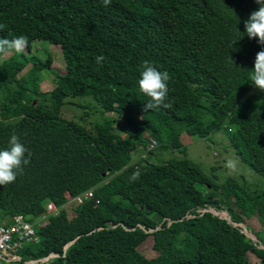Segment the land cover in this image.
Masks as SVG:
<instances>
[{
	"label": "trees",
	"instance_id": "16d2710c",
	"mask_svg": "<svg viewBox=\"0 0 264 264\" xmlns=\"http://www.w3.org/2000/svg\"><path fill=\"white\" fill-rule=\"evenodd\" d=\"M255 7L0 0V39L26 37L19 51L0 46V58L11 53L0 62V147L15 133L28 150L13 181L0 185V224L19 215L45 221L33 222L36 244L0 264H250L249 254L264 264L263 230L255 243L245 220L264 222V189L222 181L215 168L209 177L186 156L134 159L147 138L185 155L183 134L206 140L227 130L240 164L264 179V91L248 79L264 44L241 35ZM46 41L60 46L64 72L36 45ZM144 62L169 76L164 103L149 108L136 84ZM46 70L55 77L42 92ZM88 190L70 219L63 207ZM49 200L56 210L46 208ZM151 236L158 256L147 260L138 248Z\"/></svg>",
	"mask_w": 264,
	"mask_h": 264
},
{
	"label": "rangeland",
	"instance_id": "374dc122",
	"mask_svg": "<svg viewBox=\"0 0 264 264\" xmlns=\"http://www.w3.org/2000/svg\"><path fill=\"white\" fill-rule=\"evenodd\" d=\"M36 45H42V48L46 51L48 50L51 54V64L50 67L56 68L60 72H64V64L65 61L62 57L61 48L59 45L50 44L49 42H36ZM11 55L10 52L4 53L2 57L0 58V62L9 58ZM47 74L40 82V90L42 92L44 91H50L52 88V83L54 82L55 75L53 72H49L48 70L45 71ZM44 73V74H45ZM79 99V98H77ZM85 101V100H84ZM88 101V100H87ZM89 104L92 106H95L96 103L94 101H88ZM93 118H96L100 121L103 120L102 114L96 110L92 113ZM219 134V135H218ZM148 134H146L147 136ZM227 130L221 131L214 136H212L210 139L206 140H199L196 138L189 137L188 135L183 134L182 135V141L184 145L186 146L185 155L180 154L178 152H173L171 149L163 150L161 148L155 149L156 155H154L153 159H149L148 161L157 164L162 163L170 158H184L186 156L187 159H190L201 166L203 171L207 174V176L211 177L214 174L215 169H217L216 173L221 174L222 181H224L223 177H235L238 180L240 179L243 181L247 186H252L259 189H264V179L260 178L254 172H252L249 168L243 167L237 156L234 155L232 149L227 146L228 140H227ZM149 140V138H147ZM149 143H151V140H149ZM151 148V145H146V149H142L137 154L134 155V159L137 160L139 158L147 159L149 149ZM154 151V150H153ZM231 160L233 162V167L228 168L226 167V162ZM147 161H145L146 163ZM215 168V169H214ZM250 170V171H249ZM87 194H84V192L78 194L76 196V199L72 202L68 203L65 208L67 210L68 217L71 219L75 215V207L80 203H84L87 201V198H84V196ZM88 197V195H87ZM79 198L83 199V201L78 200ZM47 204H52V202L49 200L46 202ZM53 209L57 208L56 204H52ZM216 211V210H215ZM216 213H222L219 211H216ZM21 216V215H19ZM39 216V215H38ZM33 218L29 220L28 218H23V220L31 224L37 220V223L44 224L45 221L40 219L39 217ZM251 217V216H250ZM248 217V218H250ZM38 218V219H37ZM0 219H1V211H0ZM249 223V227L252 229V239L255 243H257V240L254 236V232L258 230H263L262 233H264V222L261 221V219L257 215H253L250 219H245ZM160 221V220H159ZM1 222V221H0ZM36 233V232H35ZM154 238L151 236L148 238V240L141 245L138 248V252L147 260H153V258H156L158 256V253L154 251ZM250 264H258V260L254 257V255L249 254L248 257ZM4 261V260H3ZM2 261V262H3ZM6 264V262H4ZM12 264H17L16 261H12Z\"/></svg>",
	"mask_w": 264,
	"mask_h": 264
},
{
	"label": "clouds",
	"instance_id": "9594fccd",
	"mask_svg": "<svg viewBox=\"0 0 264 264\" xmlns=\"http://www.w3.org/2000/svg\"><path fill=\"white\" fill-rule=\"evenodd\" d=\"M101 2L102 5H108L110 0H101ZM254 2L257 7L250 11L247 17L243 20V33L241 35L246 34L249 38L255 37L257 43L264 44V0H254ZM241 35H237L231 41V45L233 44V41ZM25 42L26 37L21 34L13 36L11 40L6 38L0 39V46L15 48L19 51ZM101 59V56L96 57L97 62ZM168 79L169 76L166 70L157 69L148 62L143 63L136 80L139 91L149 98L143 104V108H149L164 103V99L167 95L166 82ZM248 79L251 80V83L256 88L264 91V47H261L255 52ZM112 116L113 118H118L114 116L113 113ZM148 145H151V148L149 149L151 152H148L147 159H143L144 161H148L150 154H153L159 148V146L154 147L152 141L149 143V140ZM27 151V148L15 133L8 135L5 146L0 147V185L13 181L20 166L27 163V156L25 155ZM153 157L154 155L151 158ZM226 167L232 168L233 162L231 160L227 161ZM52 253H55V256H58V253L56 252H51L49 254Z\"/></svg>",
	"mask_w": 264,
	"mask_h": 264
},
{
	"label": "built area",
	"instance_id": "2783aa9c",
	"mask_svg": "<svg viewBox=\"0 0 264 264\" xmlns=\"http://www.w3.org/2000/svg\"><path fill=\"white\" fill-rule=\"evenodd\" d=\"M91 194L90 192L87 193ZM87 195L84 198H87ZM78 200L83 201L79 198ZM49 207L53 208L52 204ZM40 225V223H37ZM31 229V225L26 223L21 216H15L11 219L9 225L0 224V261H9V257L17 253L24 245L30 242H36L38 235ZM55 253L49 254L54 256Z\"/></svg>",
	"mask_w": 264,
	"mask_h": 264
},
{
	"label": "bare ground",
	"instance_id": "6f19581e",
	"mask_svg": "<svg viewBox=\"0 0 264 264\" xmlns=\"http://www.w3.org/2000/svg\"><path fill=\"white\" fill-rule=\"evenodd\" d=\"M120 125H121V124H120ZM89 192L91 193L92 190H88L87 193H89ZM87 193H85V194H87ZM89 195H90V194H88V196H89ZM51 202H52V201H51ZM52 204H54V202H52ZM46 208H47L48 210H53V211L57 209V208H56V209H53V208L49 207V204H47V207H46ZM10 223H11V222H10ZM10 223L2 224V225H9ZM30 225H31V229L34 230L33 223H31ZM34 231H35V230H34ZM36 242H38V241H36ZM36 242H30V243H27L26 245L36 244ZM26 245H24L23 247H25ZM23 247L20 248L18 251H20L21 249H23ZM18 251H17V252H18Z\"/></svg>",
	"mask_w": 264,
	"mask_h": 264
},
{
	"label": "water",
	"instance_id": "95a60500",
	"mask_svg": "<svg viewBox=\"0 0 264 264\" xmlns=\"http://www.w3.org/2000/svg\"><path fill=\"white\" fill-rule=\"evenodd\" d=\"M120 126H122V125H120Z\"/></svg>",
	"mask_w": 264,
	"mask_h": 264
}]
</instances>
